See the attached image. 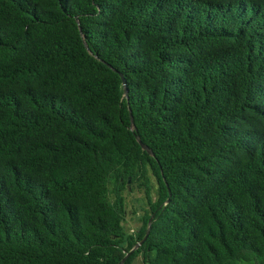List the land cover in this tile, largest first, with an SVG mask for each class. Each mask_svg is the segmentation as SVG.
Returning a JSON list of instances; mask_svg holds the SVG:
<instances>
[{"label": "trees", "instance_id": "trees-1", "mask_svg": "<svg viewBox=\"0 0 264 264\" xmlns=\"http://www.w3.org/2000/svg\"><path fill=\"white\" fill-rule=\"evenodd\" d=\"M126 254L264 264V0H0V264Z\"/></svg>", "mask_w": 264, "mask_h": 264}, {"label": "water", "instance_id": "water-1", "mask_svg": "<svg viewBox=\"0 0 264 264\" xmlns=\"http://www.w3.org/2000/svg\"><path fill=\"white\" fill-rule=\"evenodd\" d=\"M121 79H122V84H123V90H124V93L126 94L127 93V90H126V85H125V81H124V79L121 77ZM131 121H132V119H131ZM137 141H138V143H139V145L141 146V148L143 149V150H145L147 153H149V154H152L151 153V151H150V149H148L143 143H141L140 142V140L137 138ZM129 182H130V180H128V184H129ZM150 223H151V219L149 220V226H150ZM148 233H149V227H148V229H147V231H146V235H145V237H144V239L147 237V235H148ZM143 241V240H142ZM141 243V242H140ZM139 246V244H137L136 246H135V248H137ZM128 257V254H126L125 256H124V258L118 263V264H123L124 263V261H125V259Z\"/></svg>", "mask_w": 264, "mask_h": 264}, {"label": "rangeland", "instance_id": "rangeland-1", "mask_svg": "<svg viewBox=\"0 0 264 264\" xmlns=\"http://www.w3.org/2000/svg\"><path fill=\"white\" fill-rule=\"evenodd\" d=\"M129 211H130V210H129ZM125 226H126L127 228H129V227H131V226L135 227V226H137V222H136L135 220H131V219H129V217L127 216V217H126ZM239 264H245V263H239Z\"/></svg>", "mask_w": 264, "mask_h": 264}]
</instances>
